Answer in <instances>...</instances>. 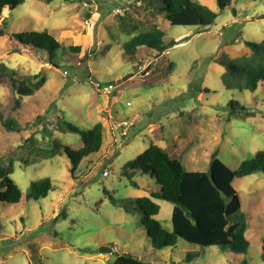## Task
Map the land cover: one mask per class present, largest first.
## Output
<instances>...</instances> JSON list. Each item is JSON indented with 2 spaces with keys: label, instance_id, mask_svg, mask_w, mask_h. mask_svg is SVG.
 <instances>
[{
  "label": "rangeland",
  "instance_id": "obj_1",
  "mask_svg": "<svg viewBox=\"0 0 264 264\" xmlns=\"http://www.w3.org/2000/svg\"><path fill=\"white\" fill-rule=\"evenodd\" d=\"M193 1L218 14L214 26H171L155 0H26L0 17V67L7 69L0 70V161L14 162L11 178L22 191L19 204L0 203V264H113L125 254L146 264H264L263 173L233 183L242 209L230 223L247 226L245 255L182 239L174 248L154 249L143 215L130 203L159 186L148 174L122 176L152 145L189 172H208L215 154L236 171L264 152V83L253 93L228 89L227 68L219 63L255 57L246 42H264V0H232L224 11L216 0ZM155 26L177 45L162 55L147 47L124 50ZM43 31L61 44L52 65L47 54L12 37ZM21 84L31 95L17 109ZM10 118L20 131L5 129ZM66 122L84 131L103 124L100 152L74 174L66 149L84 144ZM123 122L133 124L127 136L117 128ZM44 178L54 191L29 201L31 183ZM154 202L160 206L155 219L172 232L174 205ZM190 254L195 258L188 262Z\"/></svg>",
  "mask_w": 264,
  "mask_h": 264
},
{
  "label": "trees",
  "instance_id": "obj_2",
  "mask_svg": "<svg viewBox=\"0 0 264 264\" xmlns=\"http://www.w3.org/2000/svg\"><path fill=\"white\" fill-rule=\"evenodd\" d=\"M151 1V0H150ZM26 0H0V17L23 5ZM54 0H45L52 4ZM218 8L224 11L232 0H216ZM162 15L171 26L210 28L215 25L218 14L193 0H155ZM236 16V11H233ZM12 37L23 46L40 53L47 54L48 63L54 64L57 50L61 48L59 41L47 31L14 33ZM254 51L255 57L248 62L226 58L219 63L227 68L223 81L228 89L240 88L255 92L260 83H264V42L254 44L246 42ZM177 45L175 40H167L166 33L155 26L149 32L139 34L124 46L127 53L139 47H147L162 55ZM80 51V47H73ZM0 70L4 71V65ZM9 72V71H8ZM11 75L15 71H10ZM30 91L21 84L18 87L19 98L16 108H20L23 98L30 96ZM233 105V104H232ZM233 109L236 105L232 106ZM3 126L9 132L20 131V125L13 119L4 120ZM69 130L81 135L84 146L79 150L66 149V155L72 163L71 173L74 174L81 163L93 154L100 152L103 145V124L97 123L93 128L84 131L68 124ZM14 162L3 165L0 161V203L19 204L22 191L11 178ZM136 173L148 174L155 178L159 186L157 191H150V197H140L131 201L132 210L143 215V227L152 241L153 248L163 250L174 248L180 239L202 248L219 247L223 251L245 255L249 250L245 224H231L230 218L241 212V198L234 188L236 179L245 178L257 173L264 174V152L256 153L245 161L238 170L232 171L219 159L211 162L208 172H189L183 165L170 157L169 153L155 145L150 146L135 160L129 162L122 171V176L131 177ZM54 191L50 178L33 181L27 193L29 201L46 199ZM154 200H163L174 205L172 213V232L166 231L155 217L160 206ZM127 211L131 209L127 207ZM60 215V214H59ZM58 215V216H59ZM66 212L62 218H66ZM195 255H189L191 262ZM264 261V246L261 256ZM113 264H146L132 256H118ZM246 264V261H243Z\"/></svg>",
  "mask_w": 264,
  "mask_h": 264
},
{
  "label": "built area",
  "instance_id": "obj_3",
  "mask_svg": "<svg viewBox=\"0 0 264 264\" xmlns=\"http://www.w3.org/2000/svg\"><path fill=\"white\" fill-rule=\"evenodd\" d=\"M121 13L120 10H118V14ZM67 74V72H65ZM96 87L98 88V90H101V85L99 83L96 84ZM110 89H112V86H109ZM128 105H130V103H128ZM133 124H128L127 122H123V123H118L117 124V128L120 130L122 136H127L128 135V127L132 126ZM110 172L109 171H105L103 176L107 177L109 176Z\"/></svg>",
  "mask_w": 264,
  "mask_h": 264
},
{
  "label": "water",
  "instance_id": "obj_4",
  "mask_svg": "<svg viewBox=\"0 0 264 264\" xmlns=\"http://www.w3.org/2000/svg\"><path fill=\"white\" fill-rule=\"evenodd\" d=\"M129 77H127V78H125V79H123V80H120V81H118V84H122L124 81H126L127 79H128ZM216 155L217 154H215L214 156H213V158L215 159L216 158ZM108 250H106L105 248H102L101 249V253H106ZM109 252H111V250H109Z\"/></svg>",
  "mask_w": 264,
  "mask_h": 264
}]
</instances>
